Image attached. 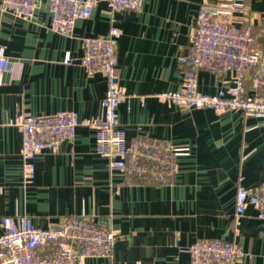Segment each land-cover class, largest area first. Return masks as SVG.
<instances>
[{
    "label": "crops",
    "instance_id": "1",
    "mask_svg": "<svg viewBox=\"0 0 264 264\" xmlns=\"http://www.w3.org/2000/svg\"><path fill=\"white\" fill-rule=\"evenodd\" d=\"M96 1L70 36L49 28L48 0L39 1L32 21L0 12V47L20 62L16 74L5 72L0 83V221L26 213L35 225L47 227L68 214L94 215L115 229L117 238L111 256L89 257L85 264H191L186 248L199 237L238 243L243 256L237 264H264V219L251 205L235 217L234 205L239 183L253 189L264 182V116L188 110L159 97L181 86L179 56L190 45L202 0H143L138 10L113 13L107 0ZM245 4L251 45H262L264 0ZM113 25L121 30L118 83L129 95L116 115L127 140L165 139L188 147L189 154L178 157L171 183H127L94 151V130L80 125L72 142L35 156L34 181L24 185L16 113L69 109L80 118L98 115L106 80L99 72L87 74L79 62L81 39ZM67 53L72 63L65 62ZM251 75L247 70L248 93H253ZM229 78V72L201 69L198 90L214 94L229 85Z\"/></svg>",
    "mask_w": 264,
    "mask_h": 264
},
{
    "label": "built area",
    "instance_id": "2",
    "mask_svg": "<svg viewBox=\"0 0 264 264\" xmlns=\"http://www.w3.org/2000/svg\"><path fill=\"white\" fill-rule=\"evenodd\" d=\"M40 0H1L0 12L32 21ZM96 0H48L49 28L62 35L73 34L75 22L88 17ZM143 0H107L110 12L119 9L138 10ZM245 0H202L194 18L190 45L179 56L183 66L179 89L163 92V100L183 109L207 108L215 112L242 111L249 116H264V44L254 41L248 26ZM121 30L110 26L104 34L81 39L79 62L87 74L101 73L106 90L101 112L80 118L76 111L64 109L51 114L16 113L13 124L21 133V169L24 185L35 178L36 155L58 151L64 141L72 142L76 128L85 125L94 130V151L107 160L110 170H119L124 181L153 184L171 183L179 171L178 157L188 155V147H177L169 140L150 136L131 141L120 127L116 115L118 104L129 95L118 83L116 70L117 43ZM66 63L73 59L67 53ZM20 62L0 47V83L5 72L15 75ZM204 69L214 73L229 72V85L214 94L198 90L197 74ZM251 70L252 90L245 88L246 71ZM235 217L248 205L264 219V182L256 188L237 185ZM0 264H85L95 256H111L117 231L99 223L95 216L82 212L68 214L58 222L39 227L30 215L1 217ZM186 251L191 264H237L243 256L241 246L224 238L199 237Z\"/></svg>",
    "mask_w": 264,
    "mask_h": 264
}]
</instances>
